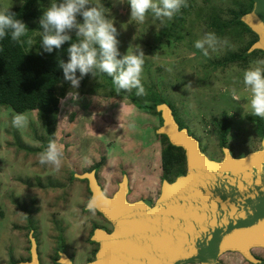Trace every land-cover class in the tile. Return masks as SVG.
<instances>
[{
    "label": "rangeland",
    "instance_id": "374dc122",
    "mask_svg": "<svg viewBox=\"0 0 264 264\" xmlns=\"http://www.w3.org/2000/svg\"><path fill=\"white\" fill-rule=\"evenodd\" d=\"M52 2L38 3V18L31 21L28 28L33 30L28 38L33 44H27V49H39L40 18ZM96 2L105 7L107 17L114 21L121 56L136 45L144 51L146 94L137 96L135 89L117 93L112 78L106 77L94 79L86 86L80 85L77 90L79 99L74 101L67 95L72 91L71 85L60 86L64 96L56 112L52 135L47 132L38 112L18 114L10 107L0 106V264L5 262L2 258L11 246L16 247L22 256L27 255L28 242L24 236L28 229L26 232L18 229L26 225L21 219V207L31 209L36 199L41 211H45L40 215L41 223L34 224L35 228L41 226L38 236H42L40 250L45 254L44 261L51 263L48 257L54 253L58 237L71 246L84 247L72 239L81 229L88 233L91 218H97L96 214L92 216L83 210L90 193L86 182L79 176L87 170L98 171V181L109 196L116 192V183L126 175L130 181V200L146 198L154 201L158 198L162 179V143L157 140L154 130L160 122L147 110L137 107L134 97L139 99L138 102L150 103V94H160L174 109L176 119L200 140L202 151L213 160L221 161L224 157L217 129L225 118L232 123L226 148L236 156L261 148L255 116L244 107L247 101L243 98L242 72L254 59L264 56L257 53L247 63L227 61L231 53L242 52L254 37L247 32L240 37L233 29L231 33L218 35L226 43L209 57L194 47L195 40L205 31L214 32L210 26L214 13L229 21L233 18L231 11L245 7L247 0H184V20L173 35L165 34L163 30L170 28L174 17L161 23L149 16L138 26L131 20L130 5L126 2ZM22 4L23 0H0V7L5 9ZM77 19L83 23L81 16ZM18 115L26 121L21 126L14 123ZM53 140L63 153L59 172L38 163L40 153ZM53 210L55 232L51 231L47 213L51 215ZM84 251L85 248L80 249L76 258L78 263L87 261L89 253ZM253 253L264 264V249H253ZM218 264L251 263L238 253L228 252L219 258Z\"/></svg>",
    "mask_w": 264,
    "mask_h": 264
},
{
    "label": "water",
    "instance_id": "95a60500",
    "mask_svg": "<svg viewBox=\"0 0 264 264\" xmlns=\"http://www.w3.org/2000/svg\"><path fill=\"white\" fill-rule=\"evenodd\" d=\"M252 10L241 17L258 36L252 50L264 52V0H253ZM163 124L157 130L185 152L187 171L174 181L163 180L160 195L128 201L125 175L118 190L107 197L95 172L79 178L89 182L97 211L113 226L112 233L96 229L92 240L100 245L88 264H218L228 252L251 264H262L253 249H264V139L262 148L236 158L224 148L221 161L202 152L198 140L180 129L172 108L157 106ZM32 261L39 264L32 237ZM61 264H73L60 253Z\"/></svg>",
    "mask_w": 264,
    "mask_h": 264
},
{
    "label": "clouds",
    "instance_id": "9594fccd",
    "mask_svg": "<svg viewBox=\"0 0 264 264\" xmlns=\"http://www.w3.org/2000/svg\"><path fill=\"white\" fill-rule=\"evenodd\" d=\"M130 5L131 20L138 26L146 22L149 16L163 23L171 20L182 7L184 0H120ZM91 5V6H89ZM105 7L96 0H53L40 18V44L43 52L52 53L54 49L72 41L67 49L69 59L61 61L60 67L64 80L70 82L72 91L67 95L72 100L79 99L81 81L88 74L96 76L97 72L112 78L117 93L136 90L137 96L146 94L143 84L145 53L139 45L132 46L127 54L121 56L118 48V30L112 19L106 15ZM83 18V23L77 17ZM27 25L10 8L0 7V40L10 37L12 41L33 44L32 39L23 40L28 31ZM76 39L73 42L72 32ZM226 41H222L215 32L205 31L194 42V47L205 57H209ZM38 55L43 53L39 52ZM79 73V75H77ZM244 104L246 111L264 120V57L250 62L242 72ZM236 95L235 92L232 93ZM17 126L26 123L22 115L14 119ZM227 153L228 151L224 149ZM63 153L55 140L50 141L47 148L39 155L38 163L59 172L62 167ZM86 210L95 216L97 212L96 198L92 197L86 204Z\"/></svg>",
    "mask_w": 264,
    "mask_h": 264
},
{
    "label": "trees",
    "instance_id": "16d2710c",
    "mask_svg": "<svg viewBox=\"0 0 264 264\" xmlns=\"http://www.w3.org/2000/svg\"><path fill=\"white\" fill-rule=\"evenodd\" d=\"M45 1L49 0H23V4L20 7L12 8L10 11L29 28L30 22L38 18V3ZM253 5V0H247L245 7L231 11L233 18L229 21L222 20L217 13H214L210 18V26H212L217 35L231 33L230 31L233 29L240 37H242L241 34L243 32H247L254 37L242 52L231 53L227 58L228 62L242 61L243 63H247L249 58L257 53H261L264 56L263 51L252 50V46L258 40V36L241 19L243 15L252 10ZM185 13L186 9L182 7L181 11L175 14L174 21H170V28H165L163 32L165 34H176L180 23L184 20L183 15ZM32 31L28 30L23 40L27 41L32 35ZM72 36L73 42H75L76 35L72 34ZM71 42H66L61 49H54L52 53H46L43 52L40 43L38 44L39 49L34 51L33 49H27V43L12 41L10 37L0 40V106L10 107L18 114H23L28 111L38 112L40 118L45 122L47 132L52 135L56 112L60 105L61 97L64 96V92H60L59 88L60 86H63V88L70 86V82L64 80V73L60 67V62L62 60L65 62L68 61L69 55L67 49ZM38 51L43 54L38 55ZM106 77L111 78L107 74L100 72H97L96 76L88 74L81 81L80 85L86 86L94 79L102 80ZM150 95V103L138 102L139 99L135 97L134 102L137 107L147 110L151 115L159 119L160 125L154 130V133L156 134L157 140H160L162 143L160 161L162 180L172 182L178 176L185 174V152L182 148L173 146L167 136L157 133V130L163 124L162 116L157 111V106L167 102L158 93L153 92ZM172 110L174 114V109L172 108ZM254 119L258 133L264 137V120L259 117H254ZM176 122L180 129L186 128L188 130L187 126L181 120L176 119ZM218 126L219 143L222 148H226L232 123L228 118H225ZM98 165L101 164L99 163ZM90 171L91 169L87 170V172Z\"/></svg>",
    "mask_w": 264,
    "mask_h": 264
},
{
    "label": "flooded vegetation",
    "instance_id": "af4514ba",
    "mask_svg": "<svg viewBox=\"0 0 264 264\" xmlns=\"http://www.w3.org/2000/svg\"><path fill=\"white\" fill-rule=\"evenodd\" d=\"M188 132H189V130H188ZM258 135L260 136L259 133H258ZM261 139H262V136H260V142L263 141ZM198 142H199V145H200V148H201V142H200V140H198ZM219 146H220V149H222L221 145H219ZM261 148H262V143H261ZM201 150H202V148H201ZM254 151H256V150H254ZM248 153H250V152H248ZM248 153H246L244 156H246ZM233 154H234V152H233ZM234 156L236 158L244 157V156H236L235 154H234ZM92 171L93 170H91L90 172H92ZM186 171H187V167H186ZM186 171H185V174H186ZM94 172H95V177H96V179L98 181V171L96 170ZM123 177L124 176H122L121 180L116 183V186H117L116 187V191L118 190L119 184L121 183ZM84 181H86V184L88 186L87 190L90 192V190H89V182L87 180H84ZM162 181L163 180L161 179V181H160V189H161ZM98 183H99V181H98ZM99 185H100V183H99ZM128 185H129V190H130V192H129L128 196H127L128 201L134 202V201H137V200L141 199V198L135 199V200H133V199L130 200L129 199V196L131 195V188H130L129 178H128ZM102 189H103V187H102ZM103 192H104V194L107 197H112L114 195V193H113L111 196H109L105 192L104 189H103ZM159 195H160V193H159ZM89 199H91V192H90V198ZM32 201H34V200H32ZM38 201H39L38 199H36L34 201L35 204L32 207H30L31 209H29L28 206H22L21 207V210H23L21 219L26 222V225L24 224V226L21 227V228L17 226L18 229H22L23 232L24 231L26 232V229H28V232L24 236L25 239H27V242H28V247L26 248L27 255L26 256H22L21 252H19V253L17 252L16 247L11 246L6 251L7 252V255L5 254V256H3L2 259L5 262L2 263V264H22V263L31 262L32 261V253H31V249H32V237L34 238V240L36 242L39 264H49V263H47V262L44 261L43 258L45 256V254L43 255L42 252H41V250H40V241H41L40 240V236L41 235L38 236V233L39 234L41 233V226L38 227V228L37 227L36 228L34 227L35 226L34 225L35 223H37L36 225H39V223H41L40 222V219L42 220V218H40V215H44V213H45V211L42 212L41 209L39 208L40 205H39V202ZM46 201H48V198H46ZM150 201H151V204L154 205L156 200H154V201L150 200ZM47 205H50V204L48 203ZM52 206L55 209L54 204H52ZM85 206H84L83 210L88 213V211L86 210V207ZM83 210H82V212H83ZM47 213H48L49 219H50V222L49 223L52 226L51 231L52 232H55L56 231L55 228H54L55 227V222H56L55 211L53 210L51 215L49 214L48 211H47ZM96 216H97L96 219L91 218L92 219L91 220V229H90V231L88 233H85L81 229V230H79V235L76 236V237H74V239L76 241L74 239H72L74 242L81 243L82 245H84V247H81L79 245L77 246L76 244L73 245V246H71L70 244H66L67 242L65 241V239L58 237V239L56 241V247H55L54 253L52 255H49V257H48V261L51 262L50 264H61V262H60V253L61 252H63L71 260V262L73 264H88V263L93 262L96 259V254H97V252H98V250L100 248V245L97 242H94L92 240V236L95 233L96 229H104L109 234L112 233V231H113L112 224L107 219H105L98 211L96 212ZM37 229H38V232H37ZM20 236H19V238H20ZM66 247H67V251H66ZM81 248H85V251H87L89 253L88 259L84 263H78L77 260H76L78 254L80 253V249Z\"/></svg>",
    "mask_w": 264,
    "mask_h": 264
}]
</instances>
